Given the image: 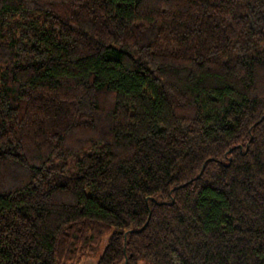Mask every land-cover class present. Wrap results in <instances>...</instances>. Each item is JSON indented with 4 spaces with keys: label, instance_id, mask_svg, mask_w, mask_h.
<instances>
[{
    "label": "trees",
    "instance_id": "16d2710c",
    "mask_svg": "<svg viewBox=\"0 0 264 264\" xmlns=\"http://www.w3.org/2000/svg\"><path fill=\"white\" fill-rule=\"evenodd\" d=\"M264 264V0H0V264Z\"/></svg>",
    "mask_w": 264,
    "mask_h": 264
},
{
    "label": "rangeland",
    "instance_id": "374dc122",
    "mask_svg": "<svg viewBox=\"0 0 264 264\" xmlns=\"http://www.w3.org/2000/svg\"><path fill=\"white\" fill-rule=\"evenodd\" d=\"M107 239H108V236L106 235L103 239V242L99 246L97 252L92 257L84 259L78 264H96L97 259L99 258V256L102 254L104 250ZM139 264H147V263L145 262V260H141Z\"/></svg>",
    "mask_w": 264,
    "mask_h": 264
}]
</instances>
